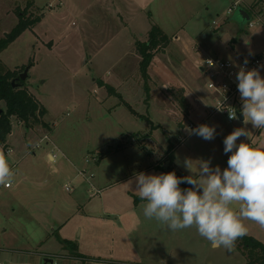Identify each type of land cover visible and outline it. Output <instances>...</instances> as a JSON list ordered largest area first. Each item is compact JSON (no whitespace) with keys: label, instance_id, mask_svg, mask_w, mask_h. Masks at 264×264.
Wrapping results in <instances>:
<instances>
[{"label":"rangeland","instance_id":"1","mask_svg":"<svg viewBox=\"0 0 264 264\" xmlns=\"http://www.w3.org/2000/svg\"><path fill=\"white\" fill-rule=\"evenodd\" d=\"M134 1L138 9L127 11L122 0H0V40L21 17L41 16L0 61L3 71L22 74L30 67L25 86L47 109L50 126L27 129L13 118L7 148L0 147L17 170L10 189L0 185L1 264L47 258L54 264H247L237 244L232 251L214 248L194 227L173 232L145 218L133 178L167 173L170 150L183 176L190 173L177 161L186 157L193 172L201 159L227 167L231 153H224L223 140L245 125L207 108L199 68L206 56L264 55V0H242L236 8V0ZM240 9L251 11L256 26L241 20ZM153 25L172 42L144 78L133 45L146 41ZM186 91L193 104L188 113L178 101ZM191 124L214 126L215 138L189 135ZM247 129L249 138L240 140L264 149V130ZM245 224L248 236L264 242V229ZM63 240L83 258L66 257L71 252Z\"/></svg>","mask_w":264,"mask_h":264},{"label":"clouds","instance_id":"2","mask_svg":"<svg viewBox=\"0 0 264 264\" xmlns=\"http://www.w3.org/2000/svg\"><path fill=\"white\" fill-rule=\"evenodd\" d=\"M247 63L245 59L236 73L245 127L234 129L223 140L224 153H231L227 167H213L210 159H201L193 172V160L186 157L177 164L190 173L187 176H177L175 171L140 172L133 178L136 194L145 202L142 204L145 218L155 219L173 232L194 227L212 247L228 251L234 250L237 240L247 235L245 221L264 229V149L240 140L249 138L248 124L264 130V77L256 68L247 69ZM207 64L211 67L213 61ZM228 113L229 119H238L236 111ZM185 130L206 141L216 136L215 127L207 124ZM14 177L15 172L0 150V185L10 187ZM181 184L190 187L181 188Z\"/></svg>","mask_w":264,"mask_h":264},{"label":"trees","instance_id":"3","mask_svg":"<svg viewBox=\"0 0 264 264\" xmlns=\"http://www.w3.org/2000/svg\"><path fill=\"white\" fill-rule=\"evenodd\" d=\"M29 6H33L30 4ZM251 15L250 10H246ZM252 17V16H251ZM41 21V16L35 19H26L25 16L20 18L17 26L4 38L0 40V55L25 31L35 28ZM172 38L169 37L160 27L153 25L148 33L147 40L144 42L137 41L135 43L136 53L141 58L140 70L143 77H147L148 69L151 66L153 60L158 53L164 52L171 44ZM0 61V102L5 103V109L0 110V147L5 150L7 148L8 138L12 133V119H17L27 129H33L39 125H42L48 131L50 126L44 121L47 116V109L28 91L25 86V82L21 80L16 82V88L13 87L12 81L20 76V72L12 70H2L4 66H1ZM32 66V65H30ZM101 87L109 92V94H118L116 90L107 85L101 83ZM183 90H181L182 93ZM179 104L188 113V106L186 99L182 95L179 99ZM131 109V107L128 105ZM131 111H133L131 109ZM169 169L175 171L177 176L183 177L173 167L174 158L173 150H170L168 154ZM161 166H157V169H161ZM190 185L181 184V188H188ZM64 248L70 250L71 255L75 258L82 257L77 252V247L71 242L62 241ZM239 249H241L247 259V264H264V244L252 236L245 235L236 242Z\"/></svg>","mask_w":264,"mask_h":264},{"label":"built area","instance_id":"4","mask_svg":"<svg viewBox=\"0 0 264 264\" xmlns=\"http://www.w3.org/2000/svg\"><path fill=\"white\" fill-rule=\"evenodd\" d=\"M241 4L242 0H236L234 7H239ZM231 10L233 11V9ZM254 26H256V23L251 21L249 27ZM209 60L213 61L211 67L207 64ZM244 60L206 56L203 59L201 68H199L204 81H206V92L210 97L209 108H211V112L222 114L229 124H233L240 119L242 102L237 89L236 73L239 71V66L243 65ZM247 61V69L256 68L260 71L264 65V55L249 58ZM228 111H236L238 119H229ZM190 128H195V126L191 124ZM5 188L10 189L11 186ZM67 191L72 192V189H67Z\"/></svg>","mask_w":264,"mask_h":264},{"label":"crops","instance_id":"5","mask_svg":"<svg viewBox=\"0 0 264 264\" xmlns=\"http://www.w3.org/2000/svg\"><path fill=\"white\" fill-rule=\"evenodd\" d=\"M122 1H124V3L126 4V10H127V8H128V10L127 11H129L131 8H136V9H138V6H137V3H136V1H134V0H122ZM244 10H248V9H244ZM117 15H120L121 13L120 12H118V13H116ZM42 17H44V16H42ZM123 22H124V20H123ZM123 25V27H127V22H124V24H122ZM148 36V35H147ZM132 41L133 40H131V42L130 43H128L130 46L131 45H133V43H132ZM134 46V48H135V45H133ZM261 56V55H260ZM256 57V56H255ZM207 93V92H206ZM184 98L186 99V102H187V106H188V109H189V111L191 112L192 110H193V104H192V102H191V97H190V94L189 93H187V91L186 92H184ZM208 102H210V101H208ZM209 105H210V103H207L206 102V106H207V108H209ZM9 151V150H8ZM49 157L52 159V160H55V158H54V156L53 155H51V154H49ZM15 172H17V170H15ZM63 241H67V242H70V241H68V240H63ZM262 242V241H261ZM263 244H264V242H262ZM61 244H62V242H61ZM66 257H70V258H72V259H76L75 257H73L72 255H71V253L69 254H66L65 255ZM48 257V256H47ZM77 258H82V257H77ZM48 259V258H47ZM94 262H96L95 264H104V262H102V261H98V260H94Z\"/></svg>","mask_w":264,"mask_h":264},{"label":"water","instance_id":"6","mask_svg":"<svg viewBox=\"0 0 264 264\" xmlns=\"http://www.w3.org/2000/svg\"><path fill=\"white\" fill-rule=\"evenodd\" d=\"M238 13H239V16L241 17L242 21L248 22V24L252 21L251 15L246 10L240 9V10H238ZM29 70H30V67H27L24 70V72L22 74H20V76L18 78H16L15 80L12 81V85H13L14 88H16L15 84H16L17 81L21 80L22 82H25L28 79ZM240 120L243 121V117H242L241 114H240ZM45 264H54V260L48 258V259L45 260Z\"/></svg>","mask_w":264,"mask_h":264}]
</instances>
